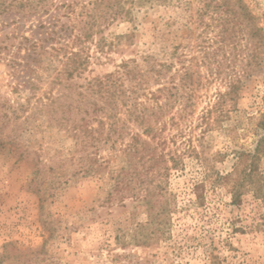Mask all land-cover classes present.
Listing matches in <instances>:
<instances>
[{"label": "rangeland", "instance_id": "obj_1", "mask_svg": "<svg viewBox=\"0 0 264 264\" xmlns=\"http://www.w3.org/2000/svg\"><path fill=\"white\" fill-rule=\"evenodd\" d=\"M59 1L47 0L48 7L54 9ZM129 1L133 19L115 21L104 32L109 43L123 44L108 58L93 59L86 75L113 72L127 59L145 65L147 56L184 58L197 96L194 114L166 131L170 146L186 153L184 167L173 170L167 182L177 207L171 235L155 247L133 244L131 232L146 214L137 212L131 199L109 196L107 174L82 176L63 163L74 147L71 139L35 129L34 146L42 147L38 181L46 190L44 206L30 183L28 165L0 148V264H204L203 249L212 238L226 264H264V209L251 194L237 207L228 188L220 187L209 192L201 214L187 213L194 198L191 185L203 178L204 165L231 171L236 155L253 150L261 133L256 123L264 111V0ZM11 18L1 15L0 28ZM33 22L36 17H28L27 23ZM7 68L0 61V92L14 101ZM232 80L238 81V94L224 97L223 118L202 135L205 124L194 129L198 116L219 92L230 90ZM190 134L203 160L187 154ZM100 153L107 156V146ZM117 237L125 238L127 246Z\"/></svg>", "mask_w": 264, "mask_h": 264}, {"label": "trees", "instance_id": "obj_2", "mask_svg": "<svg viewBox=\"0 0 264 264\" xmlns=\"http://www.w3.org/2000/svg\"><path fill=\"white\" fill-rule=\"evenodd\" d=\"M128 3L60 0L51 10L47 0H0V16L12 15L0 28V61L8 67L10 86L17 94L10 101L0 92V148L17 163L28 165L30 183L35 184L44 206L46 190L41 187L43 181H38L43 173L42 147L34 146L35 129L71 139L74 147L63 163L68 162L78 175L101 178L107 174L109 196L131 199L136 211L146 214V220L137 222L131 232L133 244L155 247L171 235L177 207L167 182L173 170L184 167L186 154L170 146L166 131L194 114L197 94L182 56L177 61L147 56L145 65L127 59L113 72L86 75L93 59L108 58L109 51L123 44L120 40L109 43L104 32L115 21L133 19ZM30 16L36 22L28 24ZM228 86L230 90L219 92V98L198 116L194 129L205 124L202 135L223 118L224 97L238 94V81ZM256 126L261 133L255 148L239 152L231 171L221 173L204 165L203 178L191 185L194 198L188 214H201L209 192L220 187L228 188L231 205L241 207L251 194L264 209V111ZM8 128L10 132L5 133ZM188 141L187 154L203 160L192 134ZM105 146L107 156L100 153ZM117 239L122 247L127 246L125 238ZM203 251L204 264H226L214 238Z\"/></svg>", "mask_w": 264, "mask_h": 264}]
</instances>
